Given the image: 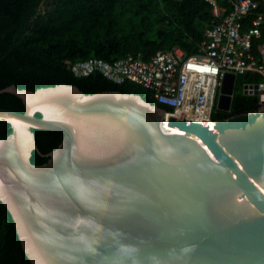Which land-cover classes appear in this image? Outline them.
<instances>
[{"label":"water","instance_id":"obj_1","mask_svg":"<svg viewBox=\"0 0 264 264\" xmlns=\"http://www.w3.org/2000/svg\"><path fill=\"white\" fill-rule=\"evenodd\" d=\"M234 84L225 72L218 110ZM0 92L24 104L0 107V201L32 264H264V103L210 126L182 112L164 124L134 92ZM32 129L62 140L42 154Z\"/></svg>","mask_w":264,"mask_h":264},{"label":"trees","instance_id":"obj_2","mask_svg":"<svg viewBox=\"0 0 264 264\" xmlns=\"http://www.w3.org/2000/svg\"><path fill=\"white\" fill-rule=\"evenodd\" d=\"M261 8L245 17L242 30L251 25V18ZM212 23L207 0H0V89L15 84L35 90L67 83L86 93L134 92L157 103L152 93L138 84H117L99 72L76 76L68 62L89 57L113 61L128 52H138L147 60L155 51L175 45L191 54ZM261 79L253 72L237 75L230 109H216L212 119L256 110L261 105L258 96L245 93L243 85ZM0 107L24 111L22 100L9 92H0ZM32 130L42 154L62 140L60 132ZM10 132V124L0 120V138ZM30 159L41 164L47 157L33 151ZM0 264H32L21 247L12 216L1 201Z\"/></svg>","mask_w":264,"mask_h":264},{"label":"built area","instance_id":"obj_3","mask_svg":"<svg viewBox=\"0 0 264 264\" xmlns=\"http://www.w3.org/2000/svg\"><path fill=\"white\" fill-rule=\"evenodd\" d=\"M211 4L213 23L204 30V38L195 52L188 54L175 45L155 51L147 60L139 53L128 52L113 61L89 57L68 62L76 76L99 72L108 80L121 84L132 82L149 90L169 115L212 126L217 96L225 72L237 75L253 72L261 76L257 83L243 85L252 94L254 84L261 104L264 103V0H226ZM254 13L251 25L242 30L245 17ZM255 41V45H253ZM167 128V127H166Z\"/></svg>","mask_w":264,"mask_h":264},{"label":"crops","instance_id":"obj_4","mask_svg":"<svg viewBox=\"0 0 264 264\" xmlns=\"http://www.w3.org/2000/svg\"><path fill=\"white\" fill-rule=\"evenodd\" d=\"M136 53V52H135ZM138 53V52H137ZM140 54V53H139ZM141 56V55H140Z\"/></svg>","mask_w":264,"mask_h":264}]
</instances>
